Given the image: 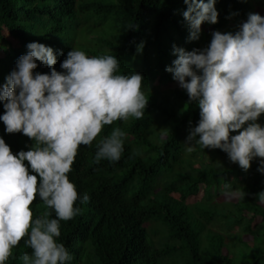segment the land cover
Listing matches in <instances>:
<instances>
[{
	"label": "trees",
	"instance_id": "trees-1",
	"mask_svg": "<svg viewBox=\"0 0 264 264\" xmlns=\"http://www.w3.org/2000/svg\"><path fill=\"white\" fill-rule=\"evenodd\" d=\"M216 8L218 23L205 21L199 39L190 40L185 0H0V86L34 41L53 47L58 71L77 48L90 56L117 55L122 73L144 76V118L105 126L91 146H80L69 173L78 193L91 197L80 215L61 222L59 240L73 254L71 264H264L259 158L246 171L219 148L188 152L185 140L200 120L198 102L182 87L162 89L176 81L166 70L177 58L174 45L204 48L214 30L235 32L249 13H258L253 0H217ZM38 65L34 71L50 73V66ZM114 127L127 133L124 155L97 163V141ZM5 129L0 120V136L14 153L34 144ZM233 190L237 201L221 198ZM32 207L36 215L48 210L39 199ZM31 251L22 240L7 264H23Z\"/></svg>",
	"mask_w": 264,
	"mask_h": 264
},
{
	"label": "clouds",
	"instance_id": "clouds-1",
	"mask_svg": "<svg viewBox=\"0 0 264 264\" xmlns=\"http://www.w3.org/2000/svg\"><path fill=\"white\" fill-rule=\"evenodd\" d=\"M185 3L189 39H199L205 21H219L217 0ZM27 48L0 86L5 130L34 141L29 150L14 153L0 136V264H7L22 240L32 249L24 252L23 264H71L73 254L59 240L61 222L80 215V205L91 199L79 194L69 177L80 146H91L115 121L143 119L149 96L143 74L122 73L117 55L90 56L72 48L61 63L64 71H58L53 47L34 41ZM143 48L140 42L137 50ZM173 51L177 58L166 70L200 108L186 150L219 148L246 171L259 158L258 171L264 173V124L259 122L264 114V15L249 13L235 32L214 30L204 48L174 45ZM38 61L50 66V73L34 71ZM126 137L114 127L99 139L96 162H118ZM260 198L264 201V192ZM37 199L48 209L39 215L32 207Z\"/></svg>",
	"mask_w": 264,
	"mask_h": 264
},
{
	"label": "rangeland",
	"instance_id": "rangeland-1",
	"mask_svg": "<svg viewBox=\"0 0 264 264\" xmlns=\"http://www.w3.org/2000/svg\"><path fill=\"white\" fill-rule=\"evenodd\" d=\"M255 2V4L257 5L258 7V13L261 14V15H264V1L263 0H253ZM203 26V25H201ZM208 29H213V26L212 25H208ZM202 45H204V43H202ZM180 87L179 86V82L178 81H173L169 84H166L164 86H162V89H165V90H168L170 88H178ZM260 123L264 124V114L261 115L260 117ZM232 182L234 183V181L232 180ZM204 193H203V190L200 192L199 196L193 198V202L194 201H197V200H200L202 197H203ZM221 198L224 199V200H233V201H237L238 200V193L233 190L231 191V193H226L224 195H221ZM218 198H216L217 200ZM231 207V204L228 205ZM150 226L153 225V223H149ZM157 228H154L152 230V232L154 233L156 231ZM248 238V237H247Z\"/></svg>",
	"mask_w": 264,
	"mask_h": 264
}]
</instances>
